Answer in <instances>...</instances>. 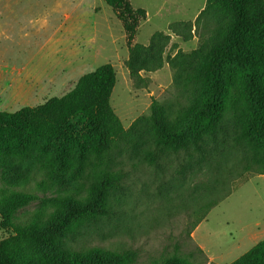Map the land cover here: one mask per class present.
<instances>
[{
    "label": "trees",
    "instance_id": "16d2710c",
    "mask_svg": "<svg viewBox=\"0 0 264 264\" xmlns=\"http://www.w3.org/2000/svg\"><path fill=\"white\" fill-rule=\"evenodd\" d=\"M103 1L122 23L130 78L166 62L183 103L166 109L153 100L150 114L125 129L110 106L115 71L104 64L80 76L60 97L0 111V169L17 168L38 186L63 184L73 192L47 214L36 210L26 223H12L11 215L33 195L1 189L0 229L11 234L0 239V264H134L137 255L131 250L68 245L80 228L113 211L112 196L124 178L116 168L118 153L158 172L174 158L189 172L216 161L230 175H264V0H206L194 24L167 28L187 42L192 28L202 24L206 37L198 49L166 59L168 34L154 33L147 45L133 43L145 10L134 9L129 0ZM226 181L217 178L196 198L192 214L207 207L190 230L231 193L222 190ZM160 264L190 263L173 254ZM229 264H264V239Z\"/></svg>",
    "mask_w": 264,
    "mask_h": 264
},
{
    "label": "rangeland",
    "instance_id": "374dc122",
    "mask_svg": "<svg viewBox=\"0 0 264 264\" xmlns=\"http://www.w3.org/2000/svg\"><path fill=\"white\" fill-rule=\"evenodd\" d=\"M10 1L14 4L7 10L0 0V111L14 112L60 97L80 76L104 64L112 65L115 71L110 106L125 129L136 118L150 114L153 100L166 109H177L182 101L173 82L174 70L166 62L157 71L141 72L137 80L130 78L125 67L128 49L122 23L103 0L82 3L84 9L100 7L96 16L93 11L88 13L95 28L54 43L47 40L52 27H42L40 20L34 19L49 14L55 3L68 6L70 0ZM129 1L147 15L135 32V43L147 45L156 32L170 36L164 59L198 49L206 37L202 24L192 28L187 42L167 29L177 22L194 24L206 0ZM115 161L124 178L113 193V211L80 228L68 243L70 248L101 247L117 253L131 250L137 255L134 264H160L173 254L190 264H229L264 239V175H230L216 161L189 172L174 158L165 161V170L158 172L124 152L118 153ZM220 177L227 179L222 190L231 193L190 230L195 217L207 207L192 214L194 201ZM1 189L33 195L14 211L12 223H26L36 210L47 214L73 193L63 184L38 186L17 168L13 172L0 169ZM10 234L11 230L0 229V239Z\"/></svg>",
    "mask_w": 264,
    "mask_h": 264
},
{
    "label": "crops",
    "instance_id": "0c3cea01",
    "mask_svg": "<svg viewBox=\"0 0 264 264\" xmlns=\"http://www.w3.org/2000/svg\"><path fill=\"white\" fill-rule=\"evenodd\" d=\"M1 1L4 2L2 3L4 9L11 10L14 2L10 0ZM84 1L85 0H70L68 6H64L61 2L55 3L52 6L51 12L49 14H45L34 19L35 21L40 20L39 24L42 27H52V34L49 35L47 39L48 41H52V43L59 42L64 36L78 37L82 34L84 30L86 31L90 27L95 28L96 23H90L88 13L89 10L91 12L93 11L96 16L100 7H95L94 5H91L89 8L84 9L82 7V3ZM132 7L136 9V7ZM133 43H135L134 39Z\"/></svg>",
    "mask_w": 264,
    "mask_h": 264
}]
</instances>
